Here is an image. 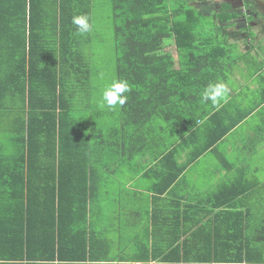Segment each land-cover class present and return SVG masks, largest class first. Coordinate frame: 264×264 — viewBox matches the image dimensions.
Wrapping results in <instances>:
<instances>
[{
    "label": "trees",
    "instance_id": "1",
    "mask_svg": "<svg viewBox=\"0 0 264 264\" xmlns=\"http://www.w3.org/2000/svg\"><path fill=\"white\" fill-rule=\"evenodd\" d=\"M216 1L111 0L115 79L126 80L130 91L123 106L106 112L90 107L96 73L84 48H94L91 31L79 34L71 22L81 14L92 22V0H0V111L9 118L2 127L6 140L0 143V205L8 201L2 207L6 215L0 233L5 228L13 230L18 245L7 260L15 264L90 260L87 212L98 187L95 168L93 172L89 166L92 153L128 150L125 143L130 138L138 142L142 134L153 131L155 115L169 119L166 107L174 101L186 121L194 123V118L206 123L204 127L191 124L180 141V146L188 144L207 132L205 140L198 138L194 146L184 147L191 155L188 164L233 128L209 132L207 125L215 113L198 116L195 107L185 109L182 104L188 94L201 99L203 83L230 58L228 38L233 32L228 29L236 25L235 4L222 2L218 10L207 14L197 7ZM208 21L212 29L203 28ZM260 88L264 99V76ZM102 92H98L100 98ZM167 122L173 124V120ZM251 187L257 184L251 182ZM232 205L224 201L216 208L224 207L221 213H227ZM33 212L48 219L49 244L39 255L30 252L35 247ZM79 226L81 234L76 233ZM213 260L246 262L243 256Z\"/></svg>",
    "mask_w": 264,
    "mask_h": 264
},
{
    "label": "crops",
    "instance_id": "2",
    "mask_svg": "<svg viewBox=\"0 0 264 264\" xmlns=\"http://www.w3.org/2000/svg\"><path fill=\"white\" fill-rule=\"evenodd\" d=\"M236 2L238 6L233 11L236 19L243 21H236L234 30L228 29L233 32L229 39L239 53L231 62L235 66L227 62L226 72L223 65L219 66L203 83V91L217 81L225 83L227 101L213 106L188 94L189 99L182 102L185 109L195 107L198 116L215 113L207 125L209 132L233 128L188 164L191 155L184 147L194 146L198 138L205 140L207 132L205 137L201 133L188 144L180 146V141L191 124L204 127L206 123L194 118V123L186 121L172 101V106L166 108L170 111L168 120H173V124L155 115L153 131L142 134L138 142L130 138L125 143L128 150L123 147L117 152L101 151L102 154L96 150L92 159L91 156L82 159L84 162L90 159L98 187L87 212L91 258L75 264H225L216 263L213 258L220 261L227 256H243L246 262L239 264H259V258L264 257V194L251 187L256 179L244 181L248 167L235 158L230 160L228 155L240 148L245 151L243 144L248 141H264V99L260 88L264 76V0ZM245 90L252 93L246 94ZM93 98L90 107L101 110L96 107L100 97L93 95ZM24 104L26 107V101ZM12 112L20 115L19 111ZM7 116L6 111H0V125L8 124ZM81 126L85 128V124ZM5 134L0 126V143L6 140ZM242 168L247 170L245 174L240 171ZM15 196L12 211L16 207ZM224 201L234 205L227 213H221L224 207L216 208ZM3 203L0 222L5 214L3 209L8 206V201ZM30 217L35 241L30 252L43 254L49 244L48 219L35 212ZM81 227L76 233L81 234ZM12 232L5 228L0 233V264H15L6 257L18 250ZM33 264L50 263L43 260ZM260 264H264V258Z\"/></svg>",
    "mask_w": 264,
    "mask_h": 264
},
{
    "label": "rangeland",
    "instance_id": "3",
    "mask_svg": "<svg viewBox=\"0 0 264 264\" xmlns=\"http://www.w3.org/2000/svg\"><path fill=\"white\" fill-rule=\"evenodd\" d=\"M227 2L235 4L234 10L238 6L236 0H218L215 3L208 2L203 4H197V7L201 9L204 14H207L211 10H218L220 3ZM239 2V0H238ZM233 11V10H232ZM92 46L84 48L86 51L85 57L91 61V68L96 73L91 81L92 88V96H98V92L103 91L104 88L111 84L114 80H116L115 74V48H114V27L115 22L113 19V9L111 0H92ZM236 21H243L241 18L236 19ZM204 29H212L213 24L208 21L207 23H202ZM232 28V27H231ZM245 29V28H244ZM234 30V29H233ZM215 34V31H212ZM240 37V36H239ZM241 38V37H240ZM230 41V42H229ZM228 42L231 44L229 46L230 49V58L226 60L223 65V71H228V63H230L231 67H234V63H231L236 57L239 55L238 48L234 47L233 41L228 38ZM232 42V43H231ZM173 50V48H169V50ZM175 54V52H172ZM220 65V66H221ZM246 94H251L252 92H247ZM101 99V98H100ZM100 99L98 98L96 101V107L101 109V111L110 110L108 108L100 107ZM96 100V99H95ZM118 107V106H117ZM115 109H118V108ZM1 127L5 126V124H1ZM245 146V151H241L240 148L238 152L231 151L228 155L230 160H234L235 158L242 165H246L248 167V174L243 176L244 181H249L250 179H256L257 189H260L261 195L264 194V141L258 140L248 141L243 144ZM242 155L238 156V154Z\"/></svg>",
    "mask_w": 264,
    "mask_h": 264
},
{
    "label": "clouds",
    "instance_id": "4",
    "mask_svg": "<svg viewBox=\"0 0 264 264\" xmlns=\"http://www.w3.org/2000/svg\"><path fill=\"white\" fill-rule=\"evenodd\" d=\"M72 24L76 26L79 34H85L92 30V24L87 15L81 14L72 17ZM130 91V86L126 80H114L107 85L101 95L100 107L115 109L123 106L127 101L125 93ZM204 102H210L213 106H218L228 99V88L225 83L217 81L209 84L202 93Z\"/></svg>",
    "mask_w": 264,
    "mask_h": 264
}]
</instances>
